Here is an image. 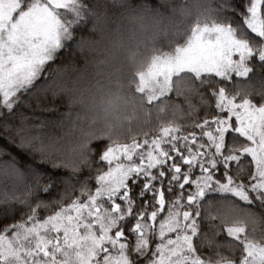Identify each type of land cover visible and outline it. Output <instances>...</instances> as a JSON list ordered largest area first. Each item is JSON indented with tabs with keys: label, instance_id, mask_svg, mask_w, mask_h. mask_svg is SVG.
<instances>
[{
	"label": "snow or ice",
	"instance_id": "6c2138e0",
	"mask_svg": "<svg viewBox=\"0 0 264 264\" xmlns=\"http://www.w3.org/2000/svg\"><path fill=\"white\" fill-rule=\"evenodd\" d=\"M137 5L163 15L160 9ZM112 7L116 16L127 5L114 0ZM100 8L97 0H0V100L7 113L15 116L14 105L27 103L26 94L46 70L53 75L61 71L53 68L58 59L75 55L63 49H95L97 40L92 35L76 39L74 28L91 23L90 33L103 34L109 21ZM256 60L264 64V0H216L205 10L204 22L198 18L175 30L128 81L142 105L191 117L186 126L162 124L154 132L119 139L107 119L123 99L118 93L104 104L101 117L94 96L64 88L69 106L79 107V123L72 125L78 136L65 152L27 134L26 117L12 126L7 113H0L7 137H19L18 147L38 154L54 170L91 171L97 142L102 162L94 191L87 179L77 181L78 195L71 179L49 175V182L41 185L45 177L29 169L35 187L27 186L20 195L0 193L5 206L0 221L15 213L13 202L28 209L26 220L0 224V264H264V242L247 233L257 214L226 198L230 194L248 204L258 201L264 208V86L255 94L235 91L253 81ZM116 83L123 91V82ZM103 87L97 81L98 90ZM209 89L214 90L215 107L201 115L191 98L200 96L208 106L204 95ZM174 90L184 96L186 109L172 99ZM9 167L23 183L25 174L14 164ZM54 190L59 199L37 195ZM166 201V215L157 227ZM41 211L52 214L41 218ZM204 221L217 222L211 224V236L202 230ZM221 232L231 238L226 244L216 240ZM205 244L213 249L207 258L200 251ZM223 247L240 248L241 258L223 255L218 251Z\"/></svg>",
	"mask_w": 264,
	"mask_h": 264
},
{
	"label": "trees",
	"instance_id": "16d2710c",
	"mask_svg": "<svg viewBox=\"0 0 264 264\" xmlns=\"http://www.w3.org/2000/svg\"><path fill=\"white\" fill-rule=\"evenodd\" d=\"M184 2V0H182ZM189 3L192 0H188ZM134 4L147 5L153 9H161L164 12H167L168 9L161 7L162 0H133ZM91 23H82L79 26L74 28V36L76 39H79L81 36L88 37L92 35L96 37L97 34L90 33ZM71 43V42H69ZM164 51H168L167 48H164ZM64 53H75L71 60H65L63 58L58 59L53 65V68H60L61 71L55 75L51 74L49 71H45L42 76L35 82L34 91L30 90L31 94H26L27 103L25 105L16 108L14 105V111L16 115L13 116L11 113H7V110L2 107V100H0V113H7L10 117L8 123L12 126H19L23 118L25 120V126L27 134L29 135H39L41 136L46 143L52 145L55 148H59L65 152L69 151L74 147V141L78 136V133L73 134L72 125L73 122L79 123L76 120V113L79 111V107H70L68 103V98L61 91L64 88L74 89L77 95L83 93L84 90L82 87L83 78L86 75V68L88 64V52L80 53L75 49V45H72L71 48L63 49ZM87 58V59H86ZM253 72L252 77L253 81L264 80V64H261L258 60L253 62ZM91 79V77H89ZM240 79V78H236ZM47 82V83H46ZM56 92L57 95L53 96V92ZM203 91V88L201 89ZM213 89H209L204 95V99L208 101V106L204 105L201 102L200 96H193L191 98L192 104L196 105L199 109V114L206 115L214 109L215 107V97L211 96ZM172 99L177 103H180L185 109L187 104L185 102L184 96H177L175 90L170 94ZM239 102V99H237ZM217 112L219 110H216ZM70 114V115H69ZM82 115V113H81ZM207 118L211 119V115H207ZM202 122V121H201ZM187 121L182 123L185 126ZM198 131V130H197ZM227 142V136H226ZM19 137H7L3 120L0 118V193L2 192H13L15 191L18 195L22 194L27 186L35 187L34 180L29 174V169H38L41 174L45 177L40 181L41 185L48 183L47 177L50 175L53 179H71L76 186V193L78 195L80 184L77 182L80 179H87L89 187L94 191L95 189V176L98 175L96 168L102 163L99 161V152L100 142L94 143L93 147L97 149V153L94 156V162L92 164L91 171L84 167L80 173L73 174L70 169H53L51 164H45L41 162V159L38 154L30 153V150L20 148ZM14 164L20 172L25 174V179L23 183H19L17 178L10 174V165ZM103 171H107V166H103ZM42 199H49V197H54L59 199L57 191L52 193H44L39 191L37 193ZM210 197L216 199H224V194L210 193ZM227 199L235 201L237 205L241 208L249 209L257 214V221L253 224L247 225V233L252 234L257 242H264V208H261L258 201H254L252 204H248L244 201H240L238 198L227 195ZM35 199V197H33ZM5 206L0 205V209H3ZM12 207L16 209L15 213L8 217L6 221H0V224L3 223H16L21 220H26L28 209L19 204L13 202ZM167 201L165 205V212L161 213L157 218V226L159 220L166 215ZM203 211V210H202ZM52 214L51 212H40L41 218L46 215ZM215 214V209L213 210ZM217 222L204 221L202 230L208 232L211 236V224ZM255 228V232H252V229ZM2 231V228H0ZM231 238L227 237L225 232H221L216 236L217 242L221 244H226ZM234 242V241H233ZM235 243V242H234ZM205 258L213 255V249L209 248L206 244L200 249ZM223 255L231 256L232 258L239 260L242 256V251L240 248L232 251L226 247L218 249Z\"/></svg>",
	"mask_w": 264,
	"mask_h": 264
},
{
	"label": "clouds",
	"instance_id": "9594fccd",
	"mask_svg": "<svg viewBox=\"0 0 264 264\" xmlns=\"http://www.w3.org/2000/svg\"><path fill=\"white\" fill-rule=\"evenodd\" d=\"M124 2L127 7L120 8L119 13L113 16L114 0H97L101 5L100 11L107 12L109 23L103 34L97 33L94 37L98 43L93 51L88 52L82 83L85 97H95L101 117L110 96L118 93L123 98L116 102L107 117L112 124L113 135L119 139L154 132L162 124H182L191 118H181L169 108L159 111L142 105L134 89L128 86V81L135 71L149 62L153 49L168 43L175 30L186 28L198 18L204 22L205 10L214 7L216 0H192L191 3L188 0H162L168 6L167 12L160 9L163 15L140 8L133 0ZM173 7L177 9L175 13ZM180 8L188 14H182ZM97 81L104 87L98 90ZM117 81L125 85L123 91L118 89ZM262 82L264 80L246 82L235 91L241 95L245 92L255 94L264 86Z\"/></svg>",
	"mask_w": 264,
	"mask_h": 264
},
{
	"label": "rangeland",
	"instance_id": "374dc122",
	"mask_svg": "<svg viewBox=\"0 0 264 264\" xmlns=\"http://www.w3.org/2000/svg\"><path fill=\"white\" fill-rule=\"evenodd\" d=\"M68 18H69V19H71V17H70V16H69ZM233 119H234V118H233ZM157 227H158V226H157ZM9 235H10V233H9Z\"/></svg>",
	"mask_w": 264,
	"mask_h": 264
}]
</instances>
